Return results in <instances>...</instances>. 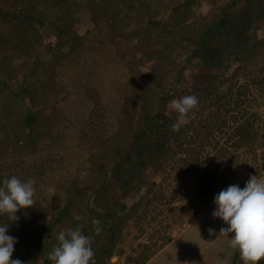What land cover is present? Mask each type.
Here are the masks:
<instances>
[{
  "label": "rangeland",
  "instance_id": "374dc122",
  "mask_svg": "<svg viewBox=\"0 0 264 264\" xmlns=\"http://www.w3.org/2000/svg\"><path fill=\"white\" fill-rule=\"evenodd\" d=\"M227 1L196 0L194 12L206 15ZM75 2L80 5L79 46L52 51L56 28L40 29L42 69L51 76L48 90L58 96L44 115L51 118L44 136L36 145L0 155L2 186L13 176L35 180L32 207L17 211L14 221L0 215L7 234L17 241L12 259L22 264L43 263L38 254L28 260L23 257L18 229L51 220L77 185L90 193L97 188L95 170L107 163L101 154L103 143L117 133L132 90L129 68L110 43L106 28L95 25L86 0ZM253 3H243L235 13L249 14L250 34L264 40V0ZM225 64L214 69L219 78L210 79V91L201 90L206 87L190 79L185 83L188 90L179 87L171 95L169 102L198 92L201 100L186 117L181 142L172 146L163 169L147 170L144 192L126 202L128 206L137 203L138 213L124 225L100 221L102 231L96 235L91 215L77 200L64 216V226L45 233L49 244L55 246L61 231L82 220L83 234L92 237L91 247L100 264H234L238 249L229 246L231 233L219 236L228 225L213 217L214 197L230 185L243 189L251 176L264 178V49L251 63L233 57ZM206 95L210 100L204 102ZM167 114L173 122L178 118L169 107ZM209 228L214 235H209ZM235 264H243L240 254Z\"/></svg>",
  "mask_w": 264,
  "mask_h": 264
},
{
  "label": "trees",
  "instance_id": "16d2710c",
  "mask_svg": "<svg viewBox=\"0 0 264 264\" xmlns=\"http://www.w3.org/2000/svg\"><path fill=\"white\" fill-rule=\"evenodd\" d=\"M254 1L228 0L204 15L194 12L196 0H86L95 25L106 28L110 43L125 59L132 90L117 133L103 143L101 154L107 163L95 170L97 188L90 193L77 185L51 220L18 229L25 259L38 254L43 264L54 263L48 254L59 242L49 244L45 233L64 226V216L77 200L99 221L124 225L138 213L137 203L126 202L144 192L145 172L163 169L172 146L181 142L183 128L173 132L174 122L167 114L171 95L179 87L188 90L185 83L190 79L208 92L210 79L219 78L214 69H222L233 57L251 63L264 49V40L249 32V14L235 13V8L243 3L253 6ZM79 12L75 0H0V155L43 138L51 121L44 115L58 96L48 90L51 76L42 69L40 29L56 28L52 51L73 49L82 42L76 31ZM194 95L201 100L198 92ZM207 96L204 102L210 100ZM0 223L6 225L5 220ZM69 228L84 232L82 220Z\"/></svg>",
  "mask_w": 264,
  "mask_h": 264
},
{
  "label": "clouds",
  "instance_id": "9594fccd",
  "mask_svg": "<svg viewBox=\"0 0 264 264\" xmlns=\"http://www.w3.org/2000/svg\"><path fill=\"white\" fill-rule=\"evenodd\" d=\"M195 95H186L172 99L168 107L178 114L171 125L173 132H179L187 122L188 114L198 106ZM35 180L27 181L13 176L3 181L0 187V215L7 214L9 219L17 220V211L32 207L35 203ZM216 210L214 218L222 219L227 228H221L219 236H228L229 246L238 249L243 264H258L264 260V178L251 176L241 189L238 185H230L221 190L215 197ZM94 232L102 231L101 222L93 219ZM8 226H0V264H22L19 259H12L16 239L7 234ZM209 235L215 231L209 228ZM58 246L48 254L54 264H96L95 253L91 247L92 237L82 233L80 228H69L61 231L57 237Z\"/></svg>",
  "mask_w": 264,
  "mask_h": 264
},
{
  "label": "crops",
  "instance_id": "0c3cea01",
  "mask_svg": "<svg viewBox=\"0 0 264 264\" xmlns=\"http://www.w3.org/2000/svg\"><path fill=\"white\" fill-rule=\"evenodd\" d=\"M198 258V257H197ZM233 255L231 256V261H232ZM232 263V262H231Z\"/></svg>",
  "mask_w": 264,
  "mask_h": 264
}]
</instances>
